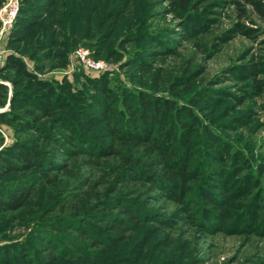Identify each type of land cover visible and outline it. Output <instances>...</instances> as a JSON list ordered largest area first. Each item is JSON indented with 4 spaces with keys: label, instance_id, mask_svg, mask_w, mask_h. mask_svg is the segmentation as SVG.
Returning a JSON list of instances; mask_svg holds the SVG:
<instances>
[{
    "label": "rangeland",
    "instance_id": "374dc122",
    "mask_svg": "<svg viewBox=\"0 0 264 264\" xmlns=\"http://www.w3.org/2000/svg\"><path fill=\"white\" fill-rule=\"evenodd\" d=\"M31 1L37 5L42 0H0V84L7 93L0 115L9 111L12 82L18 81L13 70L4 71V61L12 54L53 86L66 80L72 89L90 95L95 90L86 77L106 73L115 94L121 88L149 91L186 105L219 143L196 138L195 148L187 151L181 139L171 141L177 154L190 155L185 172L191 179L181 191L163 189L159 182L162 187L154 185L147 195L144 191L152 182L148 175L124 181L116 176L120 168H115V159L62 149L55 158L57 167L53 160L49 170L35 168L4 177L0 199L30 194L21 208L0 215V257L1 248L21 255L23 245L28 248L26 257L45 261L54 255L56 264H264V17L243 0H195L182 16L166 0H132L119 19L110 13L118 8L112 1L57 0L50 15L56 22L51 32L43 21L46 15L32 10ZM236 1L245 10L243 16H238ZM17 13L35 22L21 44L10 40ZM242 27L251 35L242 33ZM77 48L104 67L85 70L72 55ZM147 48L152 51L143 56ZM135 56L146 62L147 73L126 67ZM187 63L193 73L190 81L181 79ZM21 85L16 87L41 94L31 81ZM28 116L32 117L25 113L15 121L9 116L0 119V149L33 138L39 150L50 151L54 145L44 141L42 128L63 143L73 137L69 130L51 129L43 120L22 132ZM186 131L179 127V133ZM76 143L65 148L76 149ZM152 172L160 176L161 166ZM43 176L57 180L42 189ZM92 182L98 184L92 191L95 197L88 194ZM109 201L116 204L108 212L126 218L119 210L125 206L138 212L141 223L115 246H90L79 228L98 234L105 221L87 214L82 223L73 221L70 206L99 212ZM152 227L159 232L148 235ZM141 238L144 245L136 247Z\"/></svg>",
    "mask_w": 264,
    "mask_h": 264
},
{
    "label": "trees",
    "instance_id": "16d2710c",
    "mask_svg": "<svg viewBox=\"0 0 264 264\" xmlns=\"http://www.w3.org/2000/svg\"><path fill=\"white\" fill-rule=\"evenodd\" d=\"M56 1L42 0L37 5L33 1L29 2L33 6L32 10L40 11L46 15L43 21L46 28L51 32L56 25L55 20L50 17ZM110 1L118 5V8H114L110 13L119 19L127 11L132 0H108V2ZM166 1L174 13L182 16L189 12L195 0ZM243 1L264 17L263 0ZM233 4H237L238 16H243L245 12L243 6L238 1L233 2ZM34 26L35 22L30 17L21 16L20 13H17L10 31L11 42L13 44L23 43ZM241 32L251 35L252 31L242 27ZM151 51L150 48H147L142 55H149ZM4 62V71L13 70L18 81L12 82L11 94L8 99L9 111L7 114L0 115V119L9 116L10 121H15L16 117L29 113L32 117L28 116L30 119L26 120L28 124L22 132L29 129L27 128L29 126L35 127L43 120L51 129L63 127L69 130L73 137H67V142L63 143L58 138L53 137L50 130L45 131L40 128L43 131L44 141L54 145L50 151L39 150V146L35 144L33 138L27 139V141L16 140L10 145L2 147L0 149V181L15 172H28L35 168L41 172L49 170L51 165L48 162L55 161L56 155L62 149L68 154L76 155L83 152L96 159H115V168H120L116 176L117 178L121 177L124 181L130 178L135 180L136 176L140 174L148 175V179L152 182L144 191L147 195L154 185L162 187L158 184L159 182L163 183V189L173 187L181 191L185 189L186 184L191 179L185 172L191 164L189 163L190 155L177 154V151L171 147L173 144L171 141L175 140L180 143L181 139L187 151L195 148L196 138H201V143L205 139L214 140L216 144L219 143L217 136L206 129L188 106L177 104L167 97H161L149 91L121 88V92L115 94L110 87L111 80L106 73H101L97 78L86 77L87 82L94 87L95 93L85 95L81 90L72 89L66 80L56 82L54 86L47 80L41 78L39 80L19 58L12 54H9ZM145 63L143 59L141 61V57L135 56L134 59L126 63V67L133 72L147 73L149 69H146ZM189 67L190 63H187V67L183 69L186 76H182L181 79L184 81L192 80L193 73L189 71ZM251 69L253 72L258 71L254 66H251ZM26 80L31 81L41 94H31L26 89L21 90L16 87L18 84L25 83ZM22 87L24 85H21L20 88ZM6 95L5 86L0 84V105L4 104ZM179 127L182 131L187 130L188 133H186L187 131L185 134L179 133ZM179 134L183 135V138ZM74 140L77 141L74 144L76 149H66L65 145H73ZM83 145L86 148H83ZM242 157L239 158L243 159ZM87 163H92V160ZM207 164L206 161L202 163L203 166ZM156 165L161 166L160 176H156L152 172ZM54 166H58L56 161ZM55 180H57L56 176H43L44 185L41 188H46L47 184L49 186L54 185ZM97 185V182L89 183V195ZM43 192L44 190H42ZM29 194L30 192L19 193L7 200L0 199V215L21 208L27 201ZM91 197H95V194L92 193ZM115 201L106 203L105 210L99 212L81 211L77 204L70 206L73 221L80 220L79 222L82 223V218H86L87 215H93L96 219L105 221L104 226L97 228L98 232L104 234L103 237L100 233L92 234L88 233L86 228H79L78 233L80 236L82 235V238L86 237L91 241L90 246L101 247L107 244L115 246L126 237L129 231L137 228L141 223L138 212L136 210L134 212L128 211L125 206L119 210L125 213L126 218H120L117 214L108 212L116 204ZM60 209L64 211L66 208L61 205ZM10 218L14 219L15 217L10 216ZM158 229V227L149 228L147 234L154 235L159 232ZM166 239L165 236L161 240ZM51 242L50 240V244ZM143 242V238L138 240L136 247L142 248ZM20 248L24 253L25 251L28 252V248L23 245ZM40 248L42 249V246ZM51 248L53 250L52 244ZM1 249L0 260L3 264H19V260L24 262L22 264H56L57 261L54 255L45 261L42 259L35 261L26 257L22 251L20 252L21 256L16 251Z\"/></svg>",
    "mask_w": 264,
    "mask_h": 264
},
{
    "label": "built area",
    "instance_id": "2783aa9c",
    "mask_svg": "<svg viewBox=\"0 0 264 264\" xmlns=\"http://www.w3.org/2000/svg\"><path fill=\"white\" fill-rule=\"evenodd\" d=\"M72 55L76 60H78L85 70L90 72H98L104 67L102 62L90 59L87 51L81 48L75 49Z\"/></svg>",
    "mask_w": 264,
    "mask_h": 264
}]
</instances>
